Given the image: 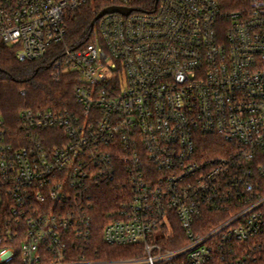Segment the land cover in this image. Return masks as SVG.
Here are the masks:
<instances>
[{
    "label": "built area",
    "instance_id": "obj_1",
    "mask_svg": "<svg viewBox=\"0 0 264 264\" xmlns=\"http://www.w3.org/2000/svg\"><path fill=\"white\" fill-rule=\"evenodd\" d=\"M115 1L70 38L94 0H0V40L50 55L75 100L20 109L13 142L0 118V264H264V0ZM113 178L130 191L101 235L125 257L91 241Z\"/></svg>",
    "mask_w": 264,
    "mask_h": 264
},
{
    "label": "trees",
    "instance_id": "obj_2",
    "mask_svg": "<svg viewBox=\"0 0 264 264\" xmlns=\"http://www.w3.org/2000/svg\"><path fill=\"white\" fill-rule=\"evenodd\" d=\"M218 1L223 9L238 5L237 0ZM112 2L116 1L94 0L93 3L78 11L69 22V37L73 38L84 33L99 9ZM49 61L50 55L34 62L19 61L15 48L0 40V118L10 142H13L12 139L15 136L22 135L18 115L20 109L24 107L62 109L75 105L73 75L64 73L58 80H54L50 75ZM22 89L25 91L24 94L20 93ZM201 144L202 146L198 149L206 154L216 153L224 145L223 141L215 135H207ZM15 145L19 144L15 143ZM129 191L127 182L123 185L118 183L116 178L93 188L95 204L90 212L93 223L91 241L95 247L106 249L104 255L108 257H125L135 253L130 246L105 245L101 235L104 223L113 215L122 195H128ZM176 230H179L178 225ZM182 241L183 239L180 238L169 245L178 246Z\"/></svg>",
    "mask_w": 264,
    "mask_h": 264
},
{
    "label": "water",
    "instance_id": "obj_3",
    "mask_svg": "<svg viewBox=\"0 0 264 264\" xmlns=\"http://www.w3.org/2000/svg\"><path fill=\"white\" fill-rule=\"evenodd\" d=\"M121 12L124 14H127L130 12V9L127 7H123V6H116V5H110L107 7H104L103 9H101L91 20L90 22V26L92 27L94 22L100 18L102 15L106 14V13H110V12Z\"/></svg>",
    "mask_w": 264,
    "mask_h": 264
}]
</instances>
